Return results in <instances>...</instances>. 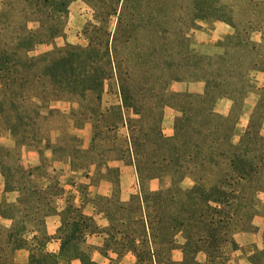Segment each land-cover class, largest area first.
Segmentation results:
<instances>
[{
	"label": "rangeland",
	"instance_id": "rangeland-1",
	"mask_svg": "<svg viewBox=\"0 0 264 264\" xmlns=\"http://www.w3.org/2000/svg\"><path fill=\"white\" fill-rule=\"evenodd\" d=\"M127 1L70 0L66 13L59 14L45 0H0V58L5 57L9 66L15 64L11 71L24 70L28 79L25 87L14 88L16 95L25 94L18 105L23 113L19 120L15 113L17 105L8 103L11 94L0 87V136L4 138L0 142V172L7 188L18 186L20 191L25 188L15 206L1 201L0 210L14 216L17 228H21L23 209L34 206L35 200L39 201V209L35 213L28 211L29 216L35 214L41 221L53 211L54 199L63 192L60 184L73 182L80 188L86 182L107 180L113 186L109 209L119 214L115 200L119 182H124L128 190L137 191L147 201L142 208L139 202L129 201L122 213L130 217L132 211L140 214L141 208L147 215L151 233L159 232V242L154 246L160 264L180 261L186 246L197 248L208 243L209 250L215 251L221 242L223 253L217 259L209 261L202 251L195 257L204 264H227L237 247L234 234L251 228L253 213L264 207V23L247 33L240 21L234 29L214 17L189 15L194 3L205 4L206 0H169L171 3L167 5L157 0H135L133 15L123 10ZM157 40L164 46V56L175 40H189L198 55L212 57L227 52L245 58L249 66L255 59L261 61L260 69L244 70V84L238 86L240 93L234 95L235 102L220 98L214 106L216 112L228 117L231 142L247 145L246 157L251 168L238 185L246 192L244 201L207 202L208 197L218 196L215 187L218 171L205 177L193 165L195 159L171 155L169 148L160 145L158 150L155 144L147 142L142 131L134 134L135 148L142 157L133 156L131 126L140 130L142 125L146 130L159 116L163 134L172 137L177 111L170 94L201 93L204 89L201 80L167 79L163 92L161 88L150 90L139 83L132 89L131 106L123 105L115 74L108 66L114 53L109 56L106 46L118 45V56L126 60L130 57L124 48L126 43L138 46ZM26 49L31 61L25 60ZM3 63L0 61V68ZM30 63L34 66L30 67ZM84 63L91 66L92 72L98 68L105 76L109 72L110 78L97 86L96 77L92 76L93 83L72 77L71 73ZM36 74L43 78L38 81ZM24 144L39 154V163L31 164L21 155ZM238 153L242 156L245 152L239 149ZM150 154L156 156L155 164ZM176 164L185 166L182 171L186 170L188 175L183 179L181 170L175 172L179 169ZM119 165L128 169L121 173ZM53 166L58 168L56 172ZM198 176L203 179L197 183ZM193 186L194 193L203 197L189 204L190 200L180 191H189ZM129 221V228L142 234L138 220ZM26 225L32 228L31 224ZM36 228L39 230L36 234L41 236L43 221ZM201 236L206 245L193 243ZM138 237L142 244L144 236ZM173 247L176 250L171 252ZM251 256L255 264H264V249ZM128 262L150 264L138 262L136 256Z\"/></svg>",
	"mask_w": 264,
	"mask_h": 264
},
{
	"label": "trees",
	"instance_id": "trees-1",
	"mask_svg": "<svg viewBox=\"0 0 264 264\" xmlns=\"http://www.w3.org/2000/svg\"><path fill=\"white\" fill-rule=\"evenodd\" d=\"M45 1L59 14L66 13L67 6L70 2V0ZM157 1L161 5L171 3L169 0ZM135 5V0H128V8H123V10L133 15ZM190 10L193 11L189 14L192 17H214L225 21L234 29L238 28L240 21L243 23L242 29L247 33L248 31L257 29V27H262V24L264 23V0H206L205 4L204 2H202V4L194 3ZM175 41V44L170 47L169 53L165 56L162 54L165 51L163 48L164 46L159 40L155 43L144 42L138 46L126 43L124 48L128 50L130 56L126 60L118 56L120 49L115 43L111 46H106L105 48V52L109 56L110 52L112 53L113 51L114 53L112 58L110 57V60L108 59V66L109 70H112L115 74L122 103L127 108L131 106L129 100L132 95V89H135V86L139 83L148 86L150 90L161 88L162 90H160L163 92V83H166L167 79L201 80L204 82V89L201 93L170 94L173 101L172 104L177 111L174 120V134L172 137H167L163 134L159 123V116L156 119L155 124L147 127L146 130L142 125L140 126V130L131 126L130 144L131 148L134 147L135 149L132 154L135 157H142V154L135 148L136 142H134L136 141V136L134 134L137 131H142L147 142L155 144L157 149L160 145V148H169V153H171V155L183 159H195L193 165L196 167L197 171L204 173L206 175L205 177L209 176L212 171H218L219 177L217 178V184L215 185L218 196L216 199L208 197L207 202L215 201L216 203H219L221 202V199L225 204H231L233 201L242 202L244 201L243 196L246 192L238 188V185L251 168L250 160L246 157L248 151L247 145H242L240 142L238 144H233L231 142L232 132L227 125L228 117L216 112L214 106L216 100L220 98H229L235 102L236 98L234 95L240 93L238 86L244 84V70L250 68L260 69L259 65L261 61L255 59L252 62L253 64L249 66L245 58H236V56H230L227 52L223 55L212 57L202 56L194 52L190 46L189 40ZM97 51L98 50H96L95 53ZM2 53L6 54L4 51H2ZM27 53L28 49H26L25 60L28 59L31 61L32 59L27 56ZM0 61H4L0 68V87L4 88L9 94H11L8 103L12 106L17 105L15 113L16 119L19 120L23 118V113L18 108V105L20 101L23 102L25 94H20L21 96L16 95L14 88L17 86L25 87L28 79L24 74V70L21 73L14 70L11 71L10 69L14 68L15 64L9 66V61L6 60L5 57L0 58ZM33 66L34 64L30 63V67ZM24 68L27 69L28 67ZM78 69V71L71 73L72 77L79 78L85 82L92 81V83V76L96 77L94 82H96L97 86L101 85L104 79L110 78L109 72L108 75L105 76L100 73L101 70L99 68L97 71L92 72L91 66L87 63H84L83 66L78 67ZM35 76H37L38 81L43 78V75L41 74H36ZM143 78L145 79L143 80ZM141 80H143V82ZM246 134L249 135L250 133L246 131ZM239 149H241L242 152H245L244 155L241 156V154L238 153ZM149 157L151 162L155 164L156 156L150 154ZM176 167L179 169L175 170V172L181 170L180 179H183L185 175H188L186 170L182 171V168H185L183 164H176ZM155 176H160V174H155ZM173 177L174 176L171 175V179H173ZM202 179V176H198L195 178V181L198 183ZM195 188L196 187L193 186L189 191H180L184 197L190 200L189 204H191L193 199L196 203L203 197L201 194L194 193ZM32 191L39 192L36 188H32ZM21 192L25 193L24 187L21 189ZM140 198L144 205L147 201L146 198H144V196H140ZM34 202V206H29V208L25 207L23 209L25 215L21 219V223H23L21 224V228H17L15 222L8 227L0 224V264H57V260L55 259L56 256L54 254L43 251L45 243L49 239L45 234V231H41V236L36 234L39 231L36 226L38 227L44 218L40 221V219L34 216L35 214L30 216L28 214V211L30 210L32 213H35L39 209V201L35 200ZM140 210V214H138L137 210L132 211L130 217L138 220L142 234H136L133 229L129 228V220H131V218L125 214L128 227L123 230L128 237L127 241L131 247L133 239L136 236L146 235V230L144 226H142L144 221H146L149 234L151 238H153L154 243H156V241L159 242L160 239L159 232H157V234L151 233L153 230L151 223L148 222L147 215L142 213L143 210L141 208L139 211ZM0 214L11 217L15 221L14 216L6 215L1 210ZM28 217L30 218L28 219ZM27 223L31 224L32 228H28L26 225ZM76 224L77 223H73L74 230L69 236L65 237V244L68 242L74 243L79 238ZM143 239L144 245L142 243L137 249L136 247L134 248L138 262L146 261L150 262V264H160L156 258L157 251L151 252L145 238ZM203 239L205 238L201 236L193 243H205L206 245V240ZM232 242L234 243L233 240ZM223 244L224 242H221L215 251L209 250L210 246H208V243L207 246L197 248L186 246L183 248L182 259L180 261L170 260L168 264H204L196 260L195 254L202 251L206 253L209 261L213 258L217 259L223 253ZM23 247H29L30 255L28 262L17 263L14 260L15 251ZM64 255L66 256L69 254L65 253ZM83 263L93 264L89 260H84Z\"/></svg>",
	"mask_w": 264,
	"mask_h": 264
},
{
	"label": "crops",
	"instance_id": "crops-1",
	"mask_svg": "<svg viewBox=\"0 0 264 264\" xmlns=\"http://www.w3.org/2000/svg\"><path fill=\"white\" fill-rule=\"evenodd\" d=\"M4 138L0 136V142ZM14 144V143H13ZM12 145V143H11ZM21 155L28 158L31 164L39 163V154L31 147L22 145ZM53 166V172L57 171ZM127 166L119 165V172L126 171ZM72 171V170H71ZM76 183L60 184L63 192L53 201V211L45 214L43 227L49 237L44 250L56 256L57 264H84L89 260L93 264H129L130 258H135V247L141 246L139 237L133 239L132 247L128 243V237L124 233L127 226V218L122 209L126 210L129 201L139 202L142 208L140 195L137 191L128 190L127 184L119 182L118 197L115 204L119 208V214H114L109 208L112 205L113 186L107 180H99L95 183L86 182L79 188ZM21 191L19 187L7 188L3 173L0 172V202L17 204ZM52 203V202H51ZM14 219L0 214V224L11 226ZM73 223H77L79 238L74 242L64 243L66 236L74 230ZM251 228L237 231L234 240L237 248L231 253L227 264H255L254 253L264 249V207L253 213ZM146 230L144 236L151 252L157 250L153 238L149 234L146 221L143 225ZM143 239V238H142ZM176 249H170L174 252ZM69 255H64V254ZM30 255L29 247L19 248L15 251L14 260L17 263H27ZM134 261V260H133ZM52 264V263H43Z\"/></svg>",
	"mask_w": 264,
	"mask_h": 264
}]
</instances>
